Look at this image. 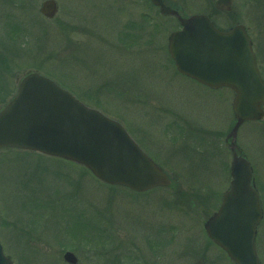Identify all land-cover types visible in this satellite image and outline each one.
<instances>
[{
	"label": "rangeland",
	"instance_id": "1",
	"mask_svg": "<svg viewBox=\"0 0 264 264\" xmlns=\"http://www.w3.org/2000/svg\"><path fill=\"white\" fill-rule=\"evenodd\" d=\"M24 1L36 14L23 18L30 32L14 43L5 16L21 21L19 0H0V45L12 55L6 68V58H0V86L8 85L0 106L28 71L47 76L119 122L173 179V187L134 195L103 185L84 167L2 149L4 254L13 264H65V252L74 253L79 264H134L154 258V243H146L152 233L153 240L161 237L160 264H193L187 255L208 243L202 224L229 187L231 154L223 141L232 125L231 92L212 91L175 73L166 46L178 25L159 16L148 0H55L59 11L52 21L37 13L44 0ZM168 1L183 16L206 15L223 29L239 23L257 44L263 41L264 0H233L229 13L216 11L215 0ZM23 10L29 15V8ZM117 19L125 31L112 34ZM236 144L252 166L264 214V120L243 125ZM257 240L264 264V219Z\"/></svg>",
	"mask_w": 264,
	"mask_h": 264
},
{
	"label": "water",
	"instance_id": "2",
	"mask_svg": "<svg viewBox=\"0 0 264 264\" xmlns=\"http://www.w3.org/2000/svg\"><path fill=\"white\" fill-rule=\"evenodd\" d=\"M163 16H175L181 30L168 38V54L176 70L211 89L228 87L234 93V126L229 137L235 142L239 127L264 118V82L256 68L251 43L244 27L221 32L204 15L182 18L163 0H150ZM231 0H217L218 11H229ZM51 0L40 13L53 18ZM16 148L60 157L85 166L97 179L142 193L167 187V175L146 157L125 130L98 111L86 107L47 78L26 75L17 94L0 111V149ZM231 182L218 211L204 224L208 237L234 264H259L254 240L261 220L260 201L252 186L247 160L234 156ZM68 264H76L71 253ZM0 264H12L2 253Z\"/></svg>",
	"mask_w": 264,
	"mask_h": 264
},
{
	"label": "flooded vegetation",
	"instance_id": "3",
	"mask_svg": "<svg viewBox=\"0 0 264 264\" xmlns=\"http://www.w3.org/2000/svg\"><path fill=\"white\" fill-rule=\"evenodd\" d=\"M44 1H46V0H44ZM22 3H25V5L24 4L21 5ZM31 4L32 3H30L29 1L19 0L18 8H19V13H20L19 15L21 16V21L20 22L19 21L18 22L15 21L14 17H12L13 21H10L4 15L5 16V20L7 22H12L11 25H12L13 34H12L11 41H13L14 43H18V42L21 43V41H23L24 37L27 36L26 33L30 32V28H29L28 25L24 24V19L23 18H27L30 21V18L32 16V14H36L33 11L32 7L30 6ZM25 6H26V12H27V8H29V10H30L29 15L27 14V16H24V10L23 9H24ZM39 9H40V7H39ZM38 10H37V13L40 16V18H42V19H44L46 21H49V20L45 19L44 17H42ZM31 25H32V23H31ZM122 27H123V25L121 24L120 19L115 20L114 24L111 23V32H112V34H116V33L118 34ZM123 30L125 31L124 27H123ZM23 35H24V37H23ZM260 36H262L263 41H262V39L258 40V44L252 39H251V41H252V49H253V52H254L255 58H256L257 68H258V70L260 72V75H261L263 81H264V76H263L264 72L261 70L262 65L259 63V59H258V57L262 56V60L264 62V52L262 51V49L264 50V36L263 35H260ZM19 46H21V45L19 44ZM10 56H12V55L8 54V52L0 45V57H10ZM4 86L5 87H1L0 86V93L3 92V91H4V93L6 92L4 94V96L2 98H0V101H3L4 97L8 93V88H7L8 85H4ZM254 184H255L256 190L258 191V193L260 195V192H259L255 182H254ZM262 222H263V220H262ZM158 223L159 222H157V224ZM159 234H160V231H157V234L155 232L154 236L156 237V235H157V237H158ZM152 236H153L152 233L148 234V238L146 240V243H148L149 245H152L151 242L154 243V248H156V254H155L154 258L151 259L150 256L143 257V259L137 260V262H135L134 264H160V259H161L160 255L162 254L161 251H160V249H161V244H160L161 237H159L158 239L156 238V240H153ZM206 239H207L208 243H206V241L202 242L203 244L206 243L205 247H203V248H201V249H199L197 251H193L192 253L187 255V257L189 256V258L193 261V264H224V262H226L227 264H233L227 258V256L213 242H211L208 238H206ZM256 241H257V237H256ZM142 246H144V243H142ZM143 249H146V247L143 248Z\"/></svg>",
	"mask_w": 264,
	"mask_h": 264
},
{
	"label": "trees",
	"instance_id": "4",
	"mask_svg": "<svg viewBox=\"0 0 264 264\" xmlns=\"http://www.w3.org/2000/svg\"><path fill=\"white\" fill-rule=\"evenodd\" d=\"M100 214H101V212H100L99 210H97V214H96L97 217L100 216ZM100 217H101V216H100ZM100 217H98V218H100Z\"/></svg>",
	"mask_w": 264,
	"mask_h": 264
}]
</instances>
